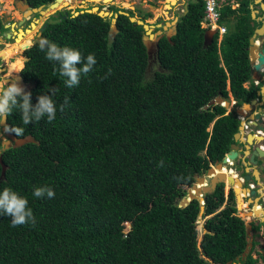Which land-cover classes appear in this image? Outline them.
Returning <instances> with one entry per match:
<instances>
[{
  "label": "trees",
  "instance_id": "trees-1",
  "mask_svg": "<svg viewBox=\"0 0 264 264\" xmlns=\"http://www.w3.org/2000/svg\"><path fill=\"white\" fill-rule=\"evenodd\" d=\"M26 1L38 6L53 0ZM187 2L176 33L161 37L153 60L143 42L145 29L130 20V8H122L129 15H118L114 35L111 17L98 12L68 10L65 17L64 11L54 16L61 19L49 22L42 37L96 58L93 70L73 88L38 41L27 49L23 75L33 83L26 90L31 103L55 88L57 114L51 122L45 117L28 125L18 110L7 118L10 130L23 128L21 136L35 140L2 152L7 169L0 191L9 187L25 196L36 222L13 227L11 217L0 214V264H226L237 259L259 264L254 240L246 258H240L249 238L232 187L226 194L220 182L204 193L201 240L200 199L184 206L180 200L196 174L222 160L239 130L234 109L224 103L204 106L218 95L233 97L236 106L256 97L249 46L263 20L258 13L252 16L255 0H226L219 9L226 32L220 43L216 32L204 45L205 2ZM5 29L0 16V31ZM65 97L69 106L61 112ZM216 172L226 180L229 169L214 166L210 175ZM205 184V178L197 182L200 188ZM235 185L246 206V189ZM39 186L52 188L55 196L34 197ZM254 208L262 210L258 204ZM251 225L258 231L264 222Z\"/></svg>",
  "mask_w": 264,
  "mask_h": 264
},
{
  "label": "flooded vegetation",
  "instance_id": "flooded-vegetation-1",
  "mask_svg": "<svg viewBox=\"0 0 264 264\" xmlns=\"http://www.w3.org/2000/svg\"><path fill=\"white\" fill-rule=\"evenodd\" d=\"M21 2L24 4L27 1L21 0ZM16 4H17V1H16ZM17 7L20 9L22 16L18 18L16 21L3 20V24L6 29L0 31V47L2 48L1 46L2 44L5 46V44L9 45V44L16 43L17 51L15 53L21 54L23 65L17 70L14 69L15 67L11 68L10 65L11 63L14 62L13 56H10V54H8V56H2V54L5 55V49L4 50L0 49L2 50L0 52L1 53L0 54V83H3L7 80L11 82L12 78L18 77L19 83L22 86H24L25 90H28L30 89L33 83L29 80H26L23 75V67L25 66L26 60L28 59L27 49L41 38L40 32H41V26L43 25V23L47 21L49 17L60 15L62 13V10H57V14H54L55 13L54 12L48 15L45 18V21L42 23V25H39V27H37L36 33L32 34L31 40L25 41L27 38V37H24L26 35V32L28 30H32V28L38 23V19L36 18L39 17L41 14L38 12L31 13V14H25L26 9L23 10L18 5ZM63 11L65 12V10ZM259 36L260 35H258V38ZM17 38L18 39L21 38L22 40L17 41L18 40ZM26 44H29V46L25 47ZM261 45L264 46V43ZM255 74L256 76L258 75V77H254V71H252V78H253L254 85H257L256 97L248 101L250 106L244 107L242 103L239 107H237L234 103V100L232 101L231 108L236 111L237 115H241L240 124L242 123L243 125V130H241L243 138L237 141V144L239 146L238 156L236 158H233L227 166L229 170L233 169L234 172L238 173V175L242 178V181L244 183L243 187H249V188L256 190L255 194H252L248 190H246L243 196L245 203L248 202V200H252L248 202V205L250 206L251 209H254V206L256 204L255 203L256 198H258V202L260 203V205L262 204L261 208H264V153L259 154L256 150L257 147H259L261 148V150L264 151V66L261 68L260 72L255 73ZM255 80H257V83ZM252 100H255V101L253 102ZM230 103H231V100H230ZM239 108L244 110L243 114L238 112ZM4 126H6L5 129L3 128ZM6 131H10L16 137H24L28 135L26 134L24 136H17L12 130L8 128L7 123L3 124L2 122H0V132H2V135L0 136V150H1L0 154L1 155H2V152L7 148L21 146V145H14L15 141L11 140V138L8 136ZM250 134L256 135V136L252 140H249ZM257 137H261V138L258 139ZM9 139L11 140V145L6 147V142ZM234 141L236 140L234 139ZM254 152L255 153L257 152V154H254L253 159H252V154ZM6 169H7V164H6ZM5 173H6V170H5ZM205 173H202V174H205ZM1 174H2V163H1ZM246 175L250 177L249 181L244 179ZM4 177H5V174L0 178V180L3 179ZM244 209H246V207ZM259 221L261 220H259L258 218L257 222ZM253 222L257 223L256 220H254ZM260 230H261V227H260ZM258 231H254V234H253L254 238L252 237L250 239L252 241V244H253V240L257 242L256 245L259 243V241L255 239V234ZM260 236L264 237V231H262ZM256 245H255L253 254L255 257L258 258V263L261 264L263 263V260H264L263 258L264 249L256 250ZM263 246H264V243H263Z\"/></svg>",
  "mask_w": 264,
  "mask_h": 264
},
{
  "label": "water",
  "instance_id": "water-1",
  "mask_svg": "<svg viewBox=\"0 0 264 264\" xmlns=\"http://www.w3.org/2000/svg\"><path fill=\"white\" fill-rule=\"evenodd\" d=\"M17 1V5L21 8V9H26L25 10V14H31V13H35L38 12L40 14H43L45 9H47L48 7H54L57 6V0H53L52 2L46 4H40L38 6H33L30 3L26 2V3H22L21 0H15ZM105 1V0H104ZM110 1V0H109ZM255 2H259L260 6L264 9V2L262 0H255ZM176 3V0H170V3L167 4L168 7H172V5H174ZM187 4L188 2L186 1L185 3V9L187 10ZM126 8V7H123ZM94 11V12H98L100 15L104 16V17H111V29H110V34L114 35L117 31H118V27H117V18L118 15L120 13H124V14H128L129 12L126 10H123L122 8L119 9L118 11H113L110 9H105V8H101L98 5H92L91 7H87L85 9H81V10H75L74 11V15L78 14L79 12L82 11ZM66 14H68V10H65V14L62 15V17H65ZM252 16L253 17H257L256 11H252ZM61 19L60 17H49V19L47 21H45L43 23V25L41 26V32L40 35L42 37V31L45 29V27L48 25L49 22H57ZM179 16L176 15L171 21H165L164 24H160L159 22L156 23V26H161L162 28H157L156 30L152 31L153 28V24H149L146 20L142 19L141 17L137 16V15H130V20L138 23V24H142L145 32L142 36L143 38V42L147 48V52H148V56L150 60L154 59V56H156V53L158 51L159 48V41L161 39V37L165 34L169 39L172 38V36L176 33V29H177V22H178ZM165 30V32H164ZM214 34L215 31L213 29H208L206 30L205 34H204V45H208L213 41L214 38ZM258 35H264V22L262 23V25L260 27H257L255 29V32L253 33V35L250 38V46H249V57H250V63L252 65V69L254 71V77H258V75L256 76L255 73L260 72L261 68L264 66V46L261 45L264 42V38L259 39ZM29 44H26L25 47H28ZM258 60V61H257ZM253 102L255 100H252ZM217 103H224L227 107L230 106V100H226L224 99L221 95H218L214 98H212L211 100H209V102L204 106L205 108H208L211 105L217 104ZM244 107H249L250 104L248 102H244L243 103ZM239 113H244L243 109H238ZM3 124H6L7 121L2 122ZM4 129L6 128V126L3 127ZM243 130V125L242 123L239 126V131L234 133V139L236 141H234L231 144V148L230 150L224 155V157L222 158L221 161L216 162L214 165L211 164V166L208 168V170L206 171L205 174H196L195 175V182L192 183L190 186L187 187V195L183 196L180 200V205L184 206L187 203H189L192 199L194 198H199L202 202V206H201V211H204V193L206 192H211L213 190H215V188L217 187L218 183L220 182H230V186L233 187L235 195H236V199L237 202L239 201V195H238V190H237V186L235 185V183L241 184V188H243L244 190H248L250 193L255 194L256 190L249 188V187H243L244 183L241 179V177L236 174L235 176H232V174H229L227 179L225 180V174H223V172H216L215 174H211L210 175V171L214 168V166H220L221 168L225 167L227 168L229 162H231V160L233 158H236L238 156V144L237 141L239 139L243 138L242 135V131ZM6 133L8 134V136L11 138L12 141H15L14 145H22L25 144L29 141H34V137L30 134L24 136V137H16L13 133H11L10 131H6ZM11 140L9 139L6 142V147L11 145ZM257 152L259 154H263L264 151L261 150V148L257 147ZM257 152L252 154V159H253V155L257 154ZM1 153V150H0ZM0 162L2 163V174L0 176V178L5 174V170H6V164L3 162L2 160V155L0 154ZM233 177V179H232ZM205 178L206 180V184L203 185L201 188L197 186V182L199 181V179ZM247 181H249L250 177L248 175H246V177L244 178ZM198 187L199 189H196V192L193 191V188ZM199 193V194H198ZM252 201V200H251ZM255 203L260 205V203L258 202V198H256ZM262 205V204H261ZM260 205V207H261ZM262 210H256L251 209L248 210L246 212V214L248 213L250 216L253 217H258L261 221L264 222V208H261ZM247 234H248V244L245 248V250L242 252L241 254V259H245L248 252L250 251L251 247H252V241L250 240V230L252 228L251 224H247ZM206 229H204L205 231ZM226 264H240V260L237 259L236 261H232L229 260Z\"/></svg>",
  "mask_w": 264,
  "mask_h": 264
},
{
  "label": "clouds",
  "instance_id": "clouds-1",
  "mask_svg": "<svg viewBox=\"0 0 264 264\" xmlns=\"http://www.w3.org/2000/svg\"><path fill=\"white\" fill-rule=\"evenodd\" d=\"M38 45L41 51L46 50L47 60L59 63V74L66 78L64 83L69 88L78 86L81 78L86 77L96 64L94 54H88L84 57L79 49L58 46L45 37H41L38 40ZM248 82L246 81L245 84L249 85L250 82ZM48 92H51V95L47 93L39 95L37 103L33 106L31 103L32 93L25 90L24 86L19 83L18 77L12 78L11 82L7 80L0 83V122L6 121L8 116L13 114L14 110L19 111L23 125L39 122L45 117L48 122L53 121L57 114V103L53 98L56 89L49 88ZM68 101L69 97H65L64 103L59 105V111L63 112L69 106ZM12 131L17 136H21L24 133L23 128H14ZM230 187L232 186L229 185L228 191ZM32 195L36 198H43L45 196L53 198L55 192L48 186H39L34 189ZM0 214L10 216L13 227L27 223L35 224L36 222L32 209L28 207V199L9 187L0 191Z\"/></svg>",
  "mask_w": 264,
  "mask_h": 264
},
{
  "label": "rangeland",
  "instance_id": "rangeland-1",
  "mask_svg": "<svg viewBox=\"0 0 264 264\" xmlns=\"http://www.w3.org/2000/svg\"><path fill=\"white\" fill-rule=\"evenodd\" d=\"M64 1L66 0H60V6H54V7H48L47 9H45L44 13L41 14L39 17H37L36 19H38V23L32 28V30H28L26 32V35L24 37H27L25 41L31 40L32 38V34H35L37 31V27H39V25H42V23L45 21V18L54 13L57 14V10H69L71 12H74L75 10L81 9V8H87V7H91L92 5H98L101 8H105V9H110L111 5H115L118 6L120 8L126 7V8H130L134 11V14L139 16L141 14H143L144 12H150L151 15L146 17V21L149 24H153V28L152 31L156 30L157 28H162L161 26H156V23H160V24H164L165 21H171L176 15H180L181 12L184 10L185 7V3L187 0H176V3L174 5H172V7H168L167 4L170 3V0H70L69 3L70 4H65L63 5ZM226 1V0H225ZM223 1V2H225ZM6 0H0V16L3 18V20H13L16 21L18 18H20L22 16V13L20 12V9L17 7L16 1L15 0H10V7L6 6ZM125 4V5H124ZM236 5V3H235ZM253 10L256 11V14L258 13L259 19H262L264 22V9L260 6L259 2H255V4H253ZM140 17V16H139ZM22 28V27H21ZM264 38V35H260L259 39ZM22 40L21 38H19L17 41ZM24 43V42H23ZM2 48L0 47V49L4 50L5 49V55L2 54V56H8V54H10V56H13L14 62L11 63L10 67L14 69H18L23 65L22 62V58H21V54L20 53H15L17 50V44L13 43V44H5V46L2 44L1 45ZM10 47V48H9ZM0 50V52L2 51ZM1 54V53H0ZM152 71V66L150 67L148 73H150ZM233 97H231V104L230 106H228V110H230L231 105H232V101H233ZM239 107V106H237ZM248 109V108H246ZM2 135V132H0V136ZM230 171V170H229ZM234 174L236 175V173L234 172ZM229 184L230 182H225V190H227L229 188ZM245 192H243L244 194ZM243 197V195H242ZM244 200V198H243ZM201 201V200H200ZM251 200H248V202H250ZM248 202H246L247 206L246 209H242L239 208L238 203L237 202V206H238V214L241 215L247 224H251V221L258 220L257 217H253L250 216L248 213L246 214L245 210L248 211L250 210V206L248 205ZM202 203V202H201ZM202 211L200 212V216L198 217V240H201V236L204 232V220H205V216L202 215ZM129 226V225H128ZM129 228V227H128ZM261 231H264V225L261 226ZM254 231L250 230V239L253 237L254 238ZM256 239L260 240V243L257 244L256 248L259 249H264L263 243H264V237L257 235V237H255ZM264 251V250H263ZM264 264V260L263 263Z\"/></svg>",
  "mask_w": 264,
  "mask_h": 264
},
{
  "label": "built area",
  "instance_id": "built-area-1",
  "mask_svg": "<svg viewBox=\"0 0 264 264\" xmlns=\"http://www.w3.org/2000/svg\"><path fill=\"white\" fill-rule=\"evenodd\" d=\"M225 0H204L205 2V9H204V16L201 20V26L206 29H213L215 32H218L219 37L218 41L220 43L224 33L226 32V26L220 24V7ZM257 83V80H255ZM241 117V115H237ZM228 190H226V194Z\"/></svg>",
  "mask_w": 264,
  "mask_h": 264
},
{
  "label": "bare ground",
  "instance_id": "bare-ground-1",
  "mask_svg": "<svg viewBox=\"0 0 264 264\" xmlns=\"http://www.w3.org/2000/svg\"><path fill=\"white\" fill-rule=\"evenodd\" d=\"M65 4H70L68 1H64V3H63V5H65ZM125 5V4H124ZM57 6L59 7L60 6V0H57ZM18 39V38H17ZM23 43V42H22ZM256 135H252V134H250L249 135V140H252L254 137H255ZM258 139H260L261 137H257ZM229 174H232V176H234L235 174H234V170L233 169H231L228 173H227V177H228V175ZM241 200L242 199H240L239 200V203H238V206H239V208H241V210L244 208V206H242L243 204L241 203Z\"/></svg>",
  "mask_w": 264,
  "mask_h": 264
},
{
  "label": "crops",
  "instance_id": "crops-1",
  "mask_svg": "<svg viewBox=\"0 0 264 264\" xmlns=\"http://www.w3.org/2000/svg\"><path fill=\"white\" fill-rule=\"evenodd\" d=\"M262 233V231L261 230H259L256 234H255V237H257V235H260ZM256 239V238H255ZM257 241H259V243H260V240H258V239H256ZM257 246V245H256ZM256 250H257V248H256ZM256 252V251H255Z\"/></svg>",
  "mask_w": 264,
  "mask_h": 264
}]
</instances>
